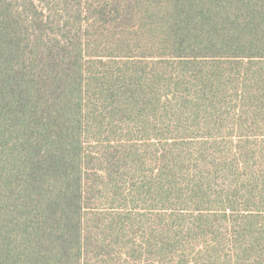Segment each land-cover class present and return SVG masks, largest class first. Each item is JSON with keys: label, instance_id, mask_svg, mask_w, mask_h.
<instances>
[{"label": "trees", "instance_id": "16d2710c", "mask_svg": "<svg viewBox=\"0 0 264 264\" xmlns=\"http://www.w3.org/2000/svg\"><path fill=\"white\" fill-rule=\"evenodd\" d=\"M0 264H264V0H0Z\"/></svg>", "mask_w": 264, "mask_h": 264}]
</instances>
